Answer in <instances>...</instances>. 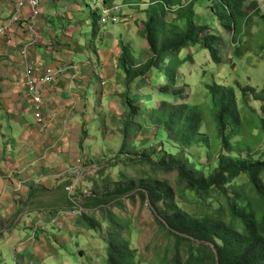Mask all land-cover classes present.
<instances>
[{
    "label": "trees",
    "instance_id": "16d2710c",
    "mask_svg": "<svg viewBox=\"0 0 264 264\" xmlns=\"http://www.w3.org/2000/svg\"><path fill=\"white\" fill-rule=\"evenodd\" d=\"M116 1H99L101 20L103 11L115 6ZM122 1L145 14L141 35L147 42L148 56L146 53V59L138 62L132 47L120 41L117 68L124 86L119 94L124 113L120 118L113 115L110 122L118 124L114 134L120 137L115 159L139 172H121L113 181L110 177L103 179L102 185H97L105 192L85 189L84 204L80 206L69 197L67 210L77 211L83 227L100 235L103 264H140L138 251L131 245L130 220L110 206L125 196L133 197V193L149 203L158 224L173 241L171 264H264V155L240 154L243 147L251 149L250 142L257 145L264 139V117L252 108L258 116L253 124L261 131L255 135L252 124L247 132L235 85L206 83V102L192 103V89L190 93L188 88L195 77L182 72L187 62H193L197 49L206 50L214 63L221 64L226 40L239 43L254 16L264 20L260 4L256 0L249 4L248 0ZM202 3L207 5L206 14L199 12ZM259 40L263 49L264 38L258 36L257 43ZM84 41L89 51L86 32ZM236 53L240 55L238 50ZM150 88L162 98L156 107L152 103L155 92ZM140 89H145V94L140 95ZM256 89L242 87L245 105L246 95H254ZM91 96L98 97V102L102 100L101 91ZM255 100L264 101V90ZM206 108L212 113V132ZM101 123L104 125V120ZM152 128L156 129L153 138L137 139L141 132ZM81 133L83 142L89 131L85 127ZM106 133L108 130L100 132L102 137ZM246 139L249 144L245 145ZM154 142L162 146H153ZM194 149H201V157L207 161L200 162L196 154L184 156L186 150ZM171 173L176 176L174 181L165 177ZM44 189L32 187L29 193L32 196ZM182 203L191 210L196 207L198 213L185 210ZM84 209L92 214H82ZM99 209L101 219L93 213ZM67 210H60L61 216ZM53 217L57 218L55 214ZM7 231L0 228V239ZM26 257L13 255L7 264H26ZM161 264L169 263L163 259Z\"/></svg>",
    "mask_w": 264,
    "mask_h": 264
},
{
    "label": "rangeland",
    "instance_id": "374dc122",
    "mask_svg": "<svg viewBox=\"0 0 264 264\" xmlns=\"http://www.w3.org/2000/svg\"><path fill=\"white\" fill-rule=\"evenodd\" d=\"M99 1L85 0L88 4L84 15V20L87 21L85 32L88 34L87 47L90 58H84L85 69L83 66L82 69L86 70L89 76L87 83H91L89 93L86 92L78 113L82 117L80 120L84 121L82 129L86 127L89 133L83 142L82 133L79 134V149L73 146L66 161L63 160L61 152H54L53 156L58 155L55 158H44L43 152L34 151L27 142H23L25 138L17 135V130L14 131L16 138L7 126L0 129V228L8 230L0 239V264H7L13 255L27 256L24 258L26 264H31V260L33 264H37L38 260L39 264H103L104 247L100 235L83 227L78 214L67 210L70 207L67 200L70 197L81 206L85 202L83 190L95 188L105 192L97 185H102L103 179L110 177L113 181L119 179L121 172L136 175L139 172L138 168L127 167L121 159H115L120 137L114 134L118 124L113 125L110 119L113 115L120 118L124 113L119 96L124 86L117 68V58L121 52L120 41L132 47L131 52L138 62L146 59L147 42L141 35V23L145 14L142 10L128 5L124 9L125 5L121 1L114 3L119 6V21L114 24L101 22ZM252 1L254 0H248L247 3ZM256 1L260 4L261 14H264V0ZM205 6L207 5L202 3L200 13L206 14ZM140 7L144 8L145 4ZM249 24L244 29L239 43L233 44L226 40V46L221 51V64L214 63L206 50L197 49L194 51L197 53L192 55L193 62H187L182 71L185 75L195 77L191 79V87L188 88L190 93L192 89V103L196 100L199 103L206 102V83L235 85L247 132L251 130L252 124L258 121L256 113L251 112L252 108L264 117V101L255 100L264 90V48L261 49V40L257 43L258 36L264 38V20L260 16H254ZM119 27L122 30L125 28L122 35L118 31ZM222 33L224 34V31ZM237 50L239 56L236 55ZM186 81L190 82V79ZM246 86L257 88L254 95H246L248 105L243 102L245 97L242 87ZM97 91H101V102H98V97L91 96H96ZM132 91L136 92L137 89L133 88ZM145 92V89L139 90L140 95ZM154 92L152 103L156 107L162 98L155 90ZM205 112L209 131L212 132V113L209 108H206ZM3 113L4 108H1L0 115ZM103 120L106 126L102 125ZM103 130H108L105 137L100 134ZM252 130L255 135L261 131L260 127L254 124ZM155 131L156 129L152 128L149 132H141L137 139L149 140L154 137ZM244 144H249L247 139ZM249 145V151L244 147L240 151L243 157L264 155V139L257 145L256 142H250ZM153 146L162 145L154 142ZM174 152H178V149L174 148ZM191 154L200 156V162L207 161L205 157H201V149L184 152L185 157ZM165 177L174 181L176 176L171 173ZM38 186H44L45 189L36 191L31 196L30 189ZM116 202L117 205H110L111 209L130 220L132 232L129 236L132 247L138 251L139 263L161 264L164 259L171 264L173 241L158 224L149 203H143L140 196L134 193L133 197L125 196ZM182 205L192 214L198 213L196 207L191 210L185 203ZM80 209L82 210L81 207ZM60 210H67L66 215L61 216ZM84 210L82 214H92L89 209ZM93 213L101 219L100 209ZM54 214L57 218L53 217ZM59 216L61 217L58 218ZM184 252L185 247L182 249L183 254Z\"/></svg>",
    "mask_w": 264,
    "mask_h": 264
},
{
    "label": "crops",
    "instance_id": "0c3cea01",
    "mask_svg": "<svg viewBox=\"0 0 264 264\" xmlns=\"http://www.w3.org/2000/svg\"><path fill=\"white\" fill-rule=\"evenodd\" d=\"M16 2L0 0V26L14 14ZM87 7L85 0H42L35 26L37 34L33 38L27 29L28 9L20 24L13 26L6 36H0V109L4 108L0 129L7 126L12 135L17 130V135L25 138L23 142L34 151L43 152L44 158H55L58 155L53 153L61 152L66 161L73 146L79 149L84 121L80 120L78 109L90 89L89 76L82 69L84 58H90L84 45ZM118 31L122 35L125 28L119 27ZM27 49L37 70L51 65L62 69L54 83L43 90L46 105L43 125L36 122L24 86L23 51Z\"/></svg>",
    "mask_w": 264,
    "mask_h": 264
},
{
    "label": "built area",
    "instance_id": "2783aa9c",
    "mask_svg": "<svg viewBox=\"0 0 264 264\" xmlns=\"http://www.w3.org/2000/svg\"><path fill=\"white\" fill-rule=\"evenodd\" d=\"M42 7V0H17L15 5L14 14L2 25L0 26V36H6L10 29L20 24L22 18L28 9L30 14L27 19L28 31L31 33L32 38L37 34L35 30L36 21L40 15V10ZM119 6H113L110 9H105L103 11V18L101 22L116 23L119 21ZM23 65L24 74L23 81L24 86L27 91L28 98L31 100V105L36 119L37 124H45V101L43 90L47 86H51L58 75L62 72L60 66H47L42 70H37L29 59L28 49L23 51ZM70 189V188H67ZM81 210V209H80ZM79 210V211H80ZM78 214L77 211H73Z\"/></svg>",
    "mask_w": 264,
    "mask_h": 264
}]
</instances>
